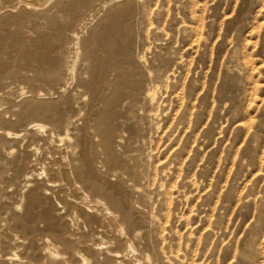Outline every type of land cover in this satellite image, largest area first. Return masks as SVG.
Returning a JSON list of instances; mask_svg holds the SVG:
<instances>
[{
    "label": "rangeland",
    "instance_id": "rangeland-1",
    "mask_svg": "<svg viewBox=\"0 0 264 264\" xmlns=\"http://www.w3.org/2000/svg\"><path fill=\"white\" fill-rule=\"evenodd\" d=\"M92 239L133 244L109 264H264V0H0V264Z\"/></svg>",
    "mask_w": 264,
    "mask_h": 264
},
{
    "label": "bare ground",
    "instance_id": "bare-ground-1",
    "mask_svg": "<svg viewBox=\"0 0 264 264\" xmlns=\"http://www.w3.org/2000/svg\"><path fill=\"white\" fill-rule=\"evenodd\" d=\"M74 38H75V41L72 44V48H74V59L71 62L72 64L69 65V67H68L69 73L71 74L72 78L75 75L76 66H77V63H78V61L80 59V47H79V38L80 37H79V35L77 33H74ZM31 126L38 133H44L46 131V126L43 125V124L35 123V124L31 125ZM32 178H33V174H26L25 175V179H26L27 182L29 180H31ZM45 191H46V194H48L47 190H45ZM85 200H88V195H86V194H85ZM94 203H95V205H98V206L102 207V209H103V211L105 212L106 215H113L111 209L101 199H96ZM89 210H88V212H89ZM80 211H81V215L82 216H80L78 214L79 213L78 211L75 212L74 215H73V218H72L73 223L75 224L76 222H78L80 220L81 223H82V226L84 227V233L90 235L92 238L93 237L98 238V239H100V242L101 241L103 242L104 241V239H103L104 237L99 235L100 234L99 232L104 231V230H101V228H103V227L100 226V225H97L96 221H94L95 218L91 214H88L84 210H80ZM124 230L125 229L123 227H121L120 234L123 237L126 235ZM82 237H81V239H82ZM86 237H88V236H86ZM83 238H85V237H83ZM85 239H87V238H85ZM49 241L50 240L47 239V242H49ZM98 242L99 241H97V243L94 242L93 239L89 240V241L86 240V241H82L81 242L83 244V247L86 248V250L88 249L89 251L93 252L92 259H89V258H86L81 252L77 251L78 255L82 258V263L83 264H88V263H90V264H109L108 263L109 257L110 258H114L115 261L118 262L121 258H126L127 256L129 258L130 254L134 255L135 252H136V250H135V248H134V246H133V244L131 242L128 243L127 251L125 253L115 251V249H111L112 248L111 244H114V242H112V243L110 242V244H108L109 246H107V247H103L104 245L101 244V243H98ZM78 243L80 244V242H78ZM47 245H46L47 247L45 246L46 248H44L45 249L44 252H45V254L48 255V257L51 260L58 261V260L63 259L62 254L59 253V251L57 250L58 248H56V246H54L52 243H49ZM13 258L14 259H20L19 255H17L16 253H14L13 256L9 257V259H11V260ZM29 264H33V263L30 262Z\"/></svg>",
    "mask_w": 264,
    "mask_h": 264
}]
</instances>
